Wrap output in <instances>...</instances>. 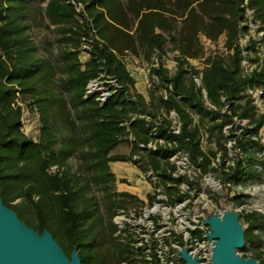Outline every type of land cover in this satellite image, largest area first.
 <instances>
[{
	"label": "trees",
	"instance_id": "1",
	"mask_svg": "<svg viewBox=\"0 0 264 264\" xmlns=\"http://www.w3.org/2000/svg\"><path fill=\"white\" fill-rule=\"evenodd\" d=\"M246 9L253 11L264 31V0H0L3 203L38 232L48 229L67 255L76 246L82 264H105L96 251L104 233L118 249V260L123 259L127 249L113 236L117 226L112 217L121 206L116 196L137 197L111 191L115 181L111 162H130L142 172L152 171L165 187L166 202L174 205L182 201L179 185L188 178L174 175V154L185 151L201 174L218 171L210 165L216 152L202 148L193 113L209 118V131L220 134L218 143L225 139L223 126L232 124L233 117L254 124L253 129H244L247 135L234 137L232 147L243 154L254 142L250 132L258 133L264 124V114L257 113L243 94L248 85L264 87V63L242 75L237 41ZM43 30L54 37L42 35ZM221 35L224 51H211L202 70L189 65L190 59L203 56L201 36L216 42ZM84 45L88 55L82 60ZM167 51L178 53L177 68L173 73L163 66L152 69L166 94L155 96L150 91L147 100L136 90L122 56L130 52L150 60L155 52L161 56ZM186 66L193 75H201L202 86L193 79L185 82ZM97 78L111 92L103 104L96 100L98 91L86 93L89 81ZM17 92L38 111L36 139L20 130L21 111L12 104ZM152 107L166 115L157 116ZM171 111L180 121L178 133L168 117ZM154 131L156 141L151 137ZM129 135V154H113ZM220 146L224 158L228 148ZM52 167L56 172H50ZM227 168L220 171L226 189L227 182L250 172L241 159ZM95 189L107 198V227ZM147 198L154 195L148 193ZM232 200L234 205L239 202L237 196ZM242 217L248 225L244 234L252 257L264 264V214L251 210Z\"/></svg>",
	"mask_w": 264,
	"mask_h": 264
},
{
	"label": "rangeland",
	"instance_id": "2",
	"mask_svg": "<svg viewBox=\"0 0 264 264\" xmlns=\"http://www.w3.org/2000/svg\"><path fill=\"white\" fill-rule=\"evenodd\" d=\"M253 15L250 9L245 11L240 39L243 43H247V39L258 36L259 29L256 26L252 28L248 23L249 16ZM254 24V23H253ZM251 29V30H249ZM42 35H48L50 38L54 35L48 31L43 30ZM225 36L221 35L216 42L209 45L210 51H224ZM169 47V46H168ZM249 50H253V44L249 47ZM169 62L175 59L176 54L173 51H169ZM82 60L87 58L86 52L80 53ZM123 61L130 74L135 79L136 90L142 93L147 100H149V93L153 91L155 96L165 95L166 88L164 83L160 80L155 84L154 88L149 87L146 79L148 78L147 68L150 60H146L141 56H136L130 52H126L123 56ZM206 56L203 55L198 59H190L189 65L202 70L205 66ZM170 64V63H169ZM171 66V64H170ZM175 71L176 68H173ZM187 73L184 74L185 82L191 83V79L197 86H202V82L195 80L192 71L189 66H186ZM204 96L205 91L203 90ZM24 100L30 102V98L27 96L22 97ZM257 113L264 114V103L262 106L256 107ZM151 111L156 113L157 116L166 115L163 109H156L152 107ZM194 122L198 125L201 137V145L205 151L213 150L216 152L214 157H211V167L218 169L217 172H209L207 174H201L199 169L194 165H191L188 154L185 151H179L171 157V161L176 163L175 176L187 175V181L180 183V192L184 194L182 201L176 204L180 205V214L177 215L174 211L169 212V218L166 220L161 212L151 213L147 220L141 222L139 216L143 215L144 207L149 209L153 207L155 200L147 198V194L151 195L157 193L167 197L165 187L158 182L157 176L152 174V171L142 172L136 165L130 162L126 163H110V168L115 174V181L111 191L120 192L121 186L131 189L134 196L137 198H130L125 196H116V200L121 203L118 206L112 221L114 222L115 215L120 211H134L135 215L130 216L129 222L126 224V231H119L118 227L114 233V237L117 242L124 246L127 251L124 258L118 260V249L113 247L106 233L102 234L98 238L96 251L104 256L105 264H183L184 261L178 254L177 247L179 246V238L183 239L184 243L182 247L186 246L189 250H195L196 248L201 253L199 264H211V248L212 242L206 237V231H208V225L203 223V219L211 213H221L224 209L233 206L239 213V221L243 225L244 230L248 227L244 222L242 214L251 210H257L264 214V124L259 128L258 133L250 132L253 139L247 150V154L239 153L238 148H233L234 137L243 133L247 135L245 128L253 129L254 124H249L247 120L239 121L237 117H233V123L224 125L222 132L225 135V139L218 143L220 134L218 131L211 133L209 127L211 121L208 117H201L199 114L193 113ZM175 130H180V126L177 123H172ZM153 137L152 141H156V136L151 133ZM127 139V140H126ZM132 137L129 135L127 138L112 151L113 154L123 153L129 154ZM162 142V140H160ZM221 145H225L228 148L227 154L222 158L223 149ZM153 145V144H152ZM143 153V150L139 154H134L139 157ZM238 159L244 166L250 169V172L242 178H236L233 181L227 182L226 189L220 182V171L228 170V166H234ZM248 160H250L248 162ZM122 162V161H120ZM141 164V162H140ZM50 172H56L55 167L50 169ZM123 183V184H122ZM171 183H168L170 185ZM157 189L160 191L158 192ZM228 190V198H224L225 193ZM156 194V195H157ZM96 198L99 202L102 200L101 210L104 215V224L107 227L108 216L106 210V195L101 194L95 189ZM237 196L239 202L234 205L232 197ZM221 197V198H220ZM103 200L105 203H103ZM19 199L13 203H18ZM164 206L174 208L176 204L170 205L167 202L162 203ZM163 216V218H162ZM180 218L183 219L180 221ZM137 221L140 222L137 223ZM151 221V222H150ZM179 222H185L188 227L187 236L178 232ZM146 225V226H145ZM170 229L178 233L177 237H174L169 231ZM178 239V240H177ZM262 251L264 257V232H262ZM60 244V243H59ZM237 253L244 257H252L251 243L245 241V246L236 249ZM68 254V253H67ZM157 259V260H156Z\"/></svg>",
	"mask_w": 264,
	"mask_h": 264
},
{
	"label": "water",
	"instance_id": "3",
	"mask_svg": "<svg viewBox=\"0 0 264 264\" xmlns=\"http://www.w3.org/2000/svg\"><path fill=\"white\" fill-rule=\"evenodd\" d=\"M208 225L206 237L212 242L211 264H260L254 257H244L237 248L245 246L243 225L233 207L220 214L211 213L203 220ZM184 264H198L199 256L179 250ZM0 264H82L77 247L69 255L48 229L38 232L22 221L17 213L6 206L0 197Z\"/></svg>",
	"mask_w": 264,
	"mask_h": 264
},
{
	"label": "built area",
	"instance_id": "4",
	"mask_svg": "<svg viewBox=\"0 0 264 264\" xmlns=\"http://www.w3.org/2000/svg\"><path fill=\"white\" fill-rule=\"evenodd\" d=\"M248 10V9H246ZM250 12L253 14V11L250 10ZM249 26L252 28L253 26H256L259 31H258V36L257 37H252V39L249 40V38L247 39V43H243L242 40L240 39V34H239V38H238V45L241 49V54H242V59H241V69H242V75L243 76H248L253 70H258L264 63V31L260 30L261 24L259 23V21L254 20L253 15L249 16V20H248ZM254 23V24H253ZM240 25L242 26V22L240 23ZM251 30V29H249ZM213 42L205 37V36H201V44L203 46V55H205L206 57L210 54V49H209V45L212 44ZM253 44L254 49L249 50V46ZM87 49L88 46L84 45L83 46V51L82 52H86L87 54ZM174 52V51H173ZM174 54H176V56L178 55L177 52H174ZM88 55V54H87ZM170 53L169 51H167L165 54H162L161 56L158 53H154L150 59V62L148 63V68H147V73H148V78L146 79V82L148 84L149 87H153L155 86V84L158 82V76L154 73H152V69L153 68H159L160 66H163L165 68H167L169 70V73H173L174 71H172L173 69L171 68V66L173 68H177L178 62L175 59L170 60L169 62V57H170ZM171 66H170V64ZM205 64V63H204ZM206 65V64H205ZM176 70V69H175ZM195 80H197V82H200L201 80V75L199 74L198 76H194ZM108 82H110L113 85H116V83L114 82V80L110 79L108 80ZM93 91H98L96 100L100 103L103 104L107 97L110 95V91L107 90V88L104 87L103 85V81L100 79H93L90 80L88 85H87V91L86 93H91ZM246 97H248L249 99H251L253 105H255L256 107L262 106L264 103V87L263 86H256V85H248L245 88V91L243 93ZM86 96V95H85ZM12 104L14 107H19L20 111H21V121H20V130L26 134L31 136L33 139H36L38 137L39 131H40V122H39V114L37 109L34 106H30L28 105L25 101H23L20 98L19 93L17 92V96L13 99ZM169 119H171L172 123H177L180 126V121L179 118L177 116V114L174 111H171L169 113ZM172 129L175 133L179 132V128L178 130H175L173 128V124H172ZM154 136H156V139L158 137V134L154 131ZM142 146V145H140ZM148 146H152L151 143L148 144ZM134 158H138L137 156L133 155ZM157 191L159 192L160 190L157 189ZM157 193H154L152 195H154V199L155 200L153 202V207H155L157 205V210L155 211H151L149 212V214H146V211L152 210L153 207L151 209H149L147 206L144 207V213L143 215L139 216V220L141 222H144L145 220H147V222L149 221V215L151 213H156V212H161L162 215L164 216V218L166 220H168L169 218V212L164 213L163 212V208H167L166 206H164L162 203L167 201V197L164 195H159ZM179 203V202H177ZM176 204V203H175ZM179 204H176V206ZM180 206V205H179ZM169 208V207H168ZM180 208V207H179ZM172 209V208H170ZM173 211V210H172ZM127 215L130 216H134L135 212L134 211H120L118 212L115 217H114V223L116 224V226L118 227L119 231H126V224L129 222V218H127ZM162 216V218H163ZM140 221H137L140 222ZM140 222V224H142ZM151 222V221H150ZM185 223V222H184ZM183 222H179L178 225V232L187 236L188 233V226L186 224H184ZM145 224V222H144ZM146 226V225H145ZM174 237L178 236V233L172 229H170L169 231ZM178 240V239H177ZM182 241V242H181ZM184 241L183 239L179 238V246L177 247L178 249V254H179V250L182 248ZM188 252L192 255H198L199 258H201V253L200 251L196 248L195 250H189V248L187 247ZM180 256V254H179ZM181 257V256H180ZM157 260V259H156ZM184 261V260H183ZM184 264V263H183ZM199 264V262H198Z\"/></svg>",
	"mask_w": 264,
	"mask_h": 264
},
{
	"label": "bare ground",
	"instance_id": "5",
	"mask_svg": "<svg viewBox=\"0 0 264 264\" xmlns=\"http://www.w3.org/2000/svg\"><path fill=\"white\" fill-rule=\"evenodd\" d=\"M179 205H177V206H175L173 209H170V208H163L162 210H163V212L164 213H167V212H169L170 210H173L177 215H179L180 214V210H179ZM155 210H157V205L155 206V207H153V209L152 210H149V211H146V214L148 215L149 214V212H151V211H155ZM183 219H181L180 218V221H182Z\"/></svg>",
	"mask_w": 264,
	"mask_h": 264
},
{
	"label": "crops",
	"instance_id": "6",
	"mask_svg": "<svg viewBox=\"0 0 264 264\" xmlns=\"http://www.w3.org/2000/svg\"><path fill=\"white\" fill-rule=\"evenodd\" d=\"M118 162L121 163V164L126 163V162H120V161L111 162V163H118ZM120 188H121L122 191L132 192L131 189H128L129 188V185H126V187L121 186Z\"/></svg>",
	"mask_w": 264,
	"mask_h": 264
}]
</instances>
